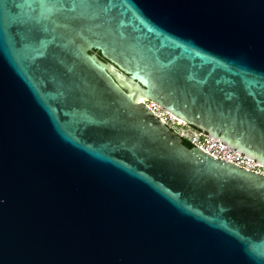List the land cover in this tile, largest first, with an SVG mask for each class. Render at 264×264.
<instances>
[{
	"label": "water",
	"instance_id": "water-1",
	"mask_svg": "<svg viewBox=\"0 0 264 264\" xmlns=\"http://www.w3.org/2000/svg\"><path fill=\"white\" fill-rule=\"evenodd\" d=\"M115 14L130 47L96 27L42 56H0V264H264V176L188 148L145 104L264 167V141L145 67L180 62L199 85L259 105L264 0H117ZM69 82L115 99L136 136L85 115ZM183 171L217 183L194 190ZM229 181L238 195H222Z\"/></svg>",
	"mask_w": 264,
	"mask_h": 264
},
{
	"label": "snow or ice",
	"instance_id": "snow-or-ice-1",
	"mask_svg": "<svg viewBox=\"0 0 264 264\" xmlns=\"http://www.w3.org/2000/svg\"><path fill=\"white\" fill-rule=\"evenodd\" d=\"M116 4L117 0H0V56L6 52L15 58L21 51L35 52L37 56H42L46 54L44 49L50 41L68 48L77 40L88 41L86 33L96 27H102L107 34L120 37L121 46L130 47L134 37L121 32L120 21L115 14ZM54 30L57 39L53 38ZM107 53L108 49L105 48ZM145 67L162 90L192 97L212 115L226 116L233 125L243 127L249 135L264 141V101L253 107L235 93L225 96L211 86L199 85L195 76L190 75V69L180 62H163L153 56ZM68 88L84 107L85 115L90 113L101 123L110 125L107 130L114 135L136 136L135 126L121 119L119 109L113 107L117 101L98 86L89 84L81 87L69 82ZM127 95L129 100L134 101V94ZM157 162L170 161L165 157H157ZM179 175L194 190L215 187L217 183L212 176L196 177L186 171ZM230 183L225 182L222 195L239 194V189L229 187ZM257 195L264 199V191Z\"/></svg>",
	"mask_w": 264,
	"mask_h": 264
},
{
	"label": "built area",
	"instance_id": "built-area-1",
	"mask_svg": "<svg viewBox=\"0 0 264 264\" xmlns=\"http://www.w3.org/2000/svg\"><path fill=\"white\" fill-rule=\"evenodd\" d=\"M145 104L148 109L154 113L156 118L161 120L171 131L206 154L217 160H223L252 173L264 176V167L257 162L233 151L206 134L180 122L154 103L145 102Z\"/></svg>",
	"mask_w": 264,
	"mask_h": 264
},
{
	"label": "trees",
	"instance_id": "trees-1",
	"mask_svg": "<svg viewBox=\"0 0 264 264\" xmlns=\"http://www.w3.org/2000/svg\"><path fill=\"white\" fill-rule=\"evenodd\" d=\"M183 140V139H182ZM183 143L184 145H186L188 148H191L192 146L186 141V140H183Z\"/></svg>",
	"mask_w": 264,
	"mask_h": 264
}]
</instances>
